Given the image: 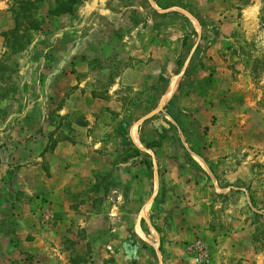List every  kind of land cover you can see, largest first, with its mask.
<instances>
[{"label": "rangeland", "instance_id": "rangeland-1", "mask_svg": "<svg viewBox=\"0 0 264 264\" xmlns=\"http://www.w3.org/2000/svg\"><path fill=\"white\" fill-rule=\"evenodd\" d=\"M5 3L0 264H264V0Z\"/></svg>", "mask_w": 264, "mask_h": 264}, {"label": "crops", "instance_id": "crops-1", "mask_svg": "<svg viewBox=\"0 0 264 264\" xmlns=\"http://www.w3.org/2000/svg\"><path fill=\"white\" fill-rule=\"evenodd\" d=\"M6 8H7V4L5 3V0H0V13H7V11H6ZM9 28H11V26H10V21L9 20H7V22H6V24L5 25H2L1 26V28H0V32L1 31H6V30H8ZM205 171V170H204ZM68 169L67 170H65V174L63 175V179H62V181L61 182H59V184H58V189H54L52 186H50L49 187V185H48V187H47V189H48V192H49V195L51 196V197H53V195H52V191H54V193H55V191H57V190H60L61 192L62 191H64L65 190V183H66V177H68L69 178V175H68ZM208 174V173H207ZM207 177V176H206ZM61 183V184H60ZM183 183V182H182ZM182 183L180 182V180L178 181L177 180V185L179 186V185H182ZM191 184V183H190ZM190 184H188V185H190ZM69 191L67 190V192L66 193H68ZM65 196V195H64ZM152 199L151 200H148V202L145 204V206H146V208L148 207V203L149 204H152ZM51 206L53 207V208H56L57 206H56V201H53L52 203H51ZM135 223H136V221H135ZM137 224V223H136ZM136 224L135 225H133V231H134V233L135 234H139V233H143L142 232V230H141V227H140V225H137V227H136Z\"/></svg>", "mask_w": 264, "mask_h": 264}, {"label": "trees", "instance_id": "trees-1", "mask_svg": "<svg viewBox=\"0 0 264 264\" xmlns=\"http://www.w3.org/2000/svg\"><path fill=\"white\" fill-rule=\"evenodd\" d=\"M55 2L56 8L51 13L57 15L70 12L76 0H55Z\"/></svg>", "mask_w": 264, "mask_h": 264}]
</instances>
